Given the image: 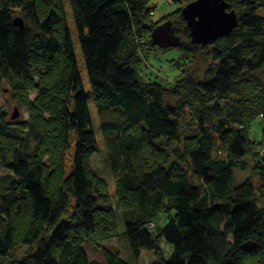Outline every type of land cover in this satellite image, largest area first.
Masks as SVG:
<instances>
[{
    "label": "trees",
    "instance_id": "16d2710c",
    "mask_svg": "<svg viewBox=\"0 0 264 264\" xmlns=\"http://www.w3.org/2000/svg\"><path fill=\"white\" fill-rule=\"evenodd\" d=\"M68 1L132 256L264 264V208L249 178L234 181L251 155L264 190V128L260 141L250 136L257 119L264 127V83L254 74L264 67V0H225L237 25L206 45L190 42L179 6L155 21L150 0ZM167 16L176 34L183 27L173 66L202 52L211 63L200 79L186 67L169 84L139 73L141 52L154 49L150 31ZM0 79L29 112L23 134L0 108V166L11 172L0 186V264H129L102 246L88 258V244L116 234V217L97 205L106 188L88 166L97 141L59 0H0ZM181 139L191 178L161 160L157 141ZM17 241L30 250L9 260Z\"/></svg>",
    "mask_w": 264,
    "mask_h": 264
},
{
    "label": "rangeland",
    "instance_id": "374dc122",
    "mask_svg": "<svg viewBox=\"0 0 264 264\" xmlns=\"http://www.w3.org/2000/svg\"><path fill=\"white\" fill-rule=\"evenodd\" d=\"M186 0H182L181 4H179L178 0L171 3H165L163 0H150L149 5L155 6V15L154 20L161 19L164 15L171 13L178 6L179 9L184 5L182 4ZM59 5L61 6L62 15L64 21L68 27V31L70 34V38L73 45V50L75 54L76 64L80 73L82 88L86 94L87 105L89 109V113L91 116V124L95 133V138L97 141V150L91 153L88 157V166L93 174L100 178L101 181H104L106 191L102 192L101 196H97V205L99 207L102 206H110L116 217V234L114 236H106L107 238L99 239L96 244H88L86 249L88 253V258H99L100 252L99 247L102 246L104 248H108L114 252H117L118 255L127 260L129 264H150L154 259L157 258V255H154L152 251L142 250L138 258L132 256L126 242V237L124 235V225L122 220V214L116 200L114 189L115 185L113 182V177L110 172L109 163L106 156V151L103 145L102 135L100 134L98 124L99 119L95 109L93 95L89 87L86 69L84 66L81 50L79 47V42L77 39L76 28L72 18L71 6L68 0H59ZM164 17L161 21L167 19ZM177 33L180 35L181 40H184L183 36V27L177 26ZM205 52V51H203ZM147 53V52H146ZM144 51L141 52L142 61L139 66V73L143 76L145 80L157 81L162 84H169L175 78L181 76L182 68L186 67V72L190 73L194 78L200 79L203 76L204 70L210 65V60L205 57L202 52H198L196 57L191 61H183L182 65L178 68L173 66V60H170L171 63H168L169 58H176L179 53L175 48H169L167 50H162L161 48L154 46L153 50H150L149 53L146 54ZM146 54V55H145ZM254 74L259 78V80L264 83V67L258 69L254 72ZM34 83L37 81L36 77H33ZM36 90L31 89L28 93V99L33 100L35 98ZM224 104V102H221ZM16 107L18 111V116L14 119L15 125L14 128L21 133H26L27 128H23V123H27L29 119V112L25 107L17 105L14 94L5 79H0V108L6 114V118H10V114L13 112ZM262 123L260 120H256L250 130V136L254 141L261 140L262 134ZM22 129V130H21ZM193 133L191 130H183L182 137L185 138L186 135ZM158 145L165 147L166 150H160V154L162 158L166 159L165 164L177 167L181 173H186L191 178V169L188 165V160L185 159L184 147L186 144V140L181 139L180 141L170 142L167 146L163 141H157ZM215 155L220 157H225V151L221 147H217L214 151ZM180 155V156H179ZM182 155V156H181ZM183 158H179V157ZM245 160L247 165L245 169L235 170V182H239L245 178H249L255 186V200L259 209L264 208V190L258 187V177L257 174L254 173L253 165L255 163L254 159L251 155L245 156ZM11 172L5 168L0 166V186L4 185L6 179L5 177H9ZM192 180L198 182V179L192 176ZM70 211V210H69ZM159 248L162 253V257L164 259H168L171 253V246L169 244H161ZM30 249L26 244H23L20 241L15 242L10 251L8 253L7 258L9 260H15L22 256H24ZM3 259V258H2ZM1 259V260H2Z\"/></svg>",
    "mask_w": 264,
    "mask_h": 264
},
{
    "label": "water",
    "instance_id": "95a60500",
    "mask_svg": "<svg viewBox=\"0 0 264 264\" xmlns=\"http://www.w3.org/2000/svg\"><path fill=\"white\" fill-rule=\"evenodd\" d=\"M180 15L188 29L191 43L206 45L221 36H228L237 25V14L225 0H191L180 9ZM12 23L23 27V20L15 16ZM181 38L174 32L170 19L154 26L150 31V44L159 48L177 47ZM18 116L16 107L10 119Z\"/></svg>",
    "mask_w": 264,
    "mask_h": 264
},
{
    "label": "built area",
    "instance_id": "2783aa9c",
    "mask_svg": "<svg viewBox=\"0 0 264 264\" xmlns=\"http://www.w3.org/2000/svg\"><path fill=\"white\" fill-rule=\"evenodd\" d=\"M163 2H165V3H171L173 1L172 0H163ZM155 12H156L155 9H153V10L150 11V14L151 15H155ZM260 150H261V152H264V145H262V147H261Z\"/></svg>",
    "mask_w": 264,
    "mask_h": 264
},
{
    "label": "crops",
    "instance_id": "0c3cea01",
    "mask_svg": "<svg viewBox=\"0 0 264 264\" xmlns=\"http://www.w3.org/2000/svg\"><path fill=\"white\" fill-rule=\"evenodd\" d=\"M166 50H167V49H166ZM178 54H179V53H178ZM178 54H177L176 58L178 57ZM176 58H169L167 61H168V63H171L170 60L175 61Z\"/></svg>",
    "mask_w": 264,
    "mask_h": 264
}]
</instances>
